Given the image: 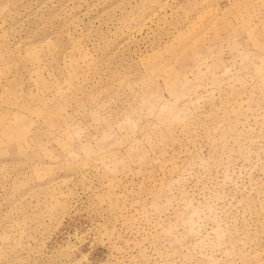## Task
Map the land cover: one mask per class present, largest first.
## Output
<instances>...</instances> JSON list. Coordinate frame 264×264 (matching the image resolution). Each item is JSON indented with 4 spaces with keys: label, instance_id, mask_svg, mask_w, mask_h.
Instances as JSON below:
<instances>
[{
    "label": "rangeland",
    "instance_id": "374dc122",
    "mask_svg": "<svg viewBox=\"0 0 264 264\" xmlns=\"http://www.w3.org/2000/svg\"><path fill=\"white\" fill-rule=\"evenodd\" d=\"M0 264H264V0H0Z\"/></svg>",
    "mask_w": 264,
    "mask_h": 264
}]
</instances>
